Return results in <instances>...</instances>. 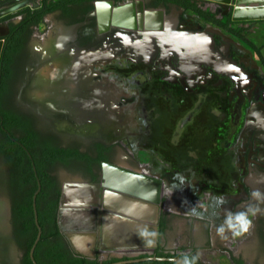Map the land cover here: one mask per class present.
Segmentation results:
<instances>
[{"label": "flooded vegetation", "instance_id": "flooded-vegetation-1", "mask_svg": "<svg viewBox=\"0 0 264 264\" xmlns=\"http://www.w3.org/2000/svg\"><path fill=\"white\" fill-rule=\"evenodd\" d=\"M47 1L50 3L56 0ZM98 1L103 0L64 2L60 8L47 13L37 24H32L35 17L31 13L34 14L35 9L42 7L45 0H41L38 7L28 6L31 12H20L21 9L9 17L0 19V22L8 26L2 37L4 46L0 57V109L9 114L7 118L10 122L7 124L6 116L0 113V242L3 239L9 241L7 244L12 249L10 252L16 244L24 247L20 257L21 264H29L28 256L33 264L34 261L38 264L47 263V252L52 248L69 257L98 258L101 262L113 258L119 261L130 257L157 256L169 259L141 262L178 264L172 259L181 258L184 264H221L208 258L210 252L218 249L214 244V238L218 237L223 241L220 243V247L224 248L221 252L226 254L231 264H264V191L259 185L254 187L252 184V179L258 176V172L264 174V167L254 168L249 175L248 190L254 194L251 200L247 201L241 194L242 196L235 197L231 207H223L224 215H230L232 211L234 216L229 222L225 218L224 224L219 227L222 230L214 235L209 222L201 216L177 213L178 206L180 209L188 207L186 203L180 205V202L174 199L176 189L167 190L172 187H169L165 180L161 181L162 175L154 172V168L139 157H144L142 154L146 149L143 147L136 154L131 147V142L136 143H132L133 145L159 144L166 147L165 154L170 158L174 157L180 161H195L197 158L203 160L210 155V146L220 147L221 138L228 129L225 128L226 124L233 127V130L238 129L237 132L245 129L249 110L254 105H261L264 109V78L258 74V70L264 69V56L261 49L243 31L255 32L260 27L255 24L247 26L245 22L232 20L234 23L231 26L233 29L242 30L241 33L245 37L243 39L211 22L207 26L202 22V18L199 20L201 15L185 10L177 3L155 5V0H144L146 9H170L169 12L164 11L170 16L169 19L172 13L177 11V27L181 33L210 34V31L216 33L220 30L233 35L259 56L260 65L254 60L252 62V59L236 56L229 41H217L212 34L210 35L214 39L217 58H203L193 62L188 56V45L175 50L154 38L150 39L154 37V31L141 34L135 30L108 27L102 17L100 23ZM114 1L119 5L129 0ZM49 15L56 18L59 26L55 34H48L38 44L33 41L34 29ZM226 16L228 15H215L219 20H224ZM154 19L158 22V19ZM78 24L82 25L75 30ZM62 29L63 35L65 34L64 42L48 53L44 40L53 39L55 42ZM166 31L162 35L168 40L174 31ZM112 35L116 36L115 41ZM177 40L175 39L173 44L181 45ZM10 45L12 49L8 51ZM74 52L88 53L91 59L95 58V62L87 64L80 60L70 66ZM115 61L120 64L126 62V70L130 66L142 67L141 72L138 70L140 76L144 74V68L148 67L149 81L146 83L140 80L138 83L143 86L142 92L127 88L126 85L120 84L117 77H113ZM82 65L91 67L95 73L89 77L83 76ZM54 66L58 69L55 74L51 71ZM55 85L60 86L62 90L57 91ZM16 89L17 102L11 104L9 99ZM194 92L205 97L197 106V110H193V99L198 97L192 94ZM216 103L218 106L215 107ZM132 108L133 119L130 116ZM141 108L145 121L138 122L136 117ZM213 109L221 112L223 116H210ZM148 114L149 118L146 117ZM224 114L229 115L230 119L225 118ZM15 118L24 120L25 126L15 123ZM262 122L257 123L264 128ZM136 127H139V131L142 130L143 137H128L130 134H137L134 132ZM178 130L180 132L177 133ZM263 139L261 140L264 143ZM4 146L12 151L11 158L3 153ZM193 150H199V153L192 155ZM262 151L257 155L256 151L251 149L249 157H253V161L257 163L260 155L264 154V150ZM223 155L225 154H217L214 150L210 156L220 162L221 159L224 160ZM114 168L131 172L137 176V181H147V190L143 191L135 184L124 185L125 190L104 186V183H118V180L107 179ZM126 181V177L122 179V183ZM156 181H160L161 194L159 199H152L157 193ZM82 184L93 186L89 193L92 195L91 199L97 203L100 224L99 230L90 234L91 242L88 247L77 244L76 234L62 231L59 226L64 191L72 185ZM97 185L98 188L95 189ZM201 188L203 191L204 188ZM127 189L137 194H131ZM233 190L236 194L239 193L237 189ZM26 191H34V195L38 192V223L42 229L39 242L43 240L36 251L38 242L34 258L31 250L28 254L29 240L20 235L15 214L16 204H23ZM184 191L183 195L188 204L194 197L191 184L189 190L185 186ZM202 191L198 195L201 196ZM170 196L172 199L168 200ZM242 197L244 201L236 203L240 202ZM254 202L258 209L253 219L255 234L245 241L237 242L235 236L241 229L239 221L237 229H233L236 231L233 236H230L231 230L227 231L226 228L230 227V222H234L236 216H241V209L245 208L243 217L248 214L246 209ZM234 203L236 204L233 206ZM56 204L60 233L48 237L54 229L49 221V213ZM250 209L251 207L248 210ZM106 213L147 226L152 232L151 243L132 249L139 250V253L132 255H117L113 252L115 250H107L110 256L103 258L101 248L98 247L102 246ZM40 217L44 225L40 223ZM2 259L0 255V264Z\"/></svg>", "mask_w": 264, "mask_h": 264}, {"label": "rangeland", "instance_id": "rangeland-1", "mask_svg": "<svg viewBox=\"0 0 264 264\" xmlns=\"http://www.w3.org/2000/svg\"><path fill=\"white\" fill-rule=\"evenodd\" d=\"M173 9L176 10L174 7ZM163 10L165 12L170 11V9L168 8L167 10L166 9H163ZM176 13L178 12L176 11ZM2 18L4 19V17ZM2 18L0 19L2 20ZM204 24L209 26L208 22ZM5 26H6V23L0 22V27H5ZM58 26H59V23L53 15L47 16L46 19L37 27V29L36 28L34 29L35 34L33 37V41L40 44L41 41L48 36V34L49 36L55 34L54 32L58 28ZM205 29L206 27L204 28V30ZM213 29L217 30L216 28H213ZM143 32L146 33V31H143ZM209 33L214 35L217 41L219 40H221V42L229 41L231 43V48L235 52L236 56L238 57L243 56L245 58H248L249 60L252 59L251 60L252 62L254 60V62H256L257 65H260L259 56H257L254 53V51H252L247 45H244V43L239 41V39L235 38L233 35L220 31V30H217L216 33L215 31L214 32L210 31ZM243 33L261 49V54L264 56V26L260 27L255 32L254 31L253 32L243 31ZM115 37L116 36L113 37V41L116 40ZM162 38H165V37L163 35L159 36L158 34L156 38L154 39L158 40L161 44H164L167 41V39L165 38V40H163ZM150 39H153V38L151 37ZM52 40L53 39L44 40L46 43L45 48H47L46 45H50L49 42H51ZM125 65H126V62L124 61L122 62V64L115 61L113 63V66H115V69L112 70L113 77L114 78L117 77L120 84L126 85L127 88L133 89L135 91H139V90L141 91L143 89V86L142 85L139 86L138 83L140 80H144L147 83V80L149 79L148 67L144 68V74H141L140 76L138 75L139 74L138 72L142 70V67L137 68L138 66H134V67L130 66L129 69L126 70ZM217 68H220V67H217ZM56 70L58 69L54 66L51 71H53V73L55 74ZM259 73L264 78L263 68L262 70H258V74ZM139 76L141 79L139 78ZM16 91L17 89L15 90L14 94L9 99L11 104H14L15 102H17L18 93ZM192 94L194 96H198L197 98L195 97L193 99V103H194L193 110H197V106H199L200 103H202L205 97H203V95L201 94H196V92ZM216 106H218L217 103L215 104V107ZM262 107L263 106L261 105H254L249 110L248 121H247L246 127L245 129H241L239 132H237L238 129L233 130V127L231 128L230 125L228 126V124H226L225 128L226 129L228 128V129L225 131V133L223 134L221 138L222 143L220 144V147L219 145H215L214 147H211V146L209 147L210 155H213L214 150L217 154H220V152L222 154H225L223 155L224 160L221 159L220 162L214 160L212 156L210 155L208 156V158H204L203 160H200L198 158L195 161L176 160L174 157L170 158L169 155H166L165 154L166 147L162 145L160 146L159 144L147 145V144L141 143L140 145H133L132 143H135V142H131L132 146L130 144L129 145L132 147L133 152L136 154H138L139 150H141L143 147L144 149H146L144 150L145 152H143L144 154H142L144 157H141V156L139 157L144 161V163L149 164L152 168H154L153 170L154 172H157L162 175L161 181L165 180L167 184L170 185L169 187H172V188H167V190H171L174 188L176 189V197L174 199L177 202H180V205H182L183 203H186L188 207L185 206L186 209L185 208L180 209L179 208L180 206H178L177 213L182 212L184 215L185 213H187V214L201 216L203 219H206L209 222V227L212 228V232L214 233V235L219 234L220 233L219 230L221 229V228L219 229V227H220V224H224V219L227 218L229 222L232 220V217L234 216L232 211L230 215H228L227 213L226 215H224L223 207H226V205H228L227 206L228 208L231 207L233 201H235V197L240 196L241 194L245 196L247 201L249 199L251 200V196L252 195L254 196V194L249 193V190H248L250 189L249 175L254 168L257 169V167L259 166L264 167V154L260 155L259 162L257 163L253 161V157H249V153L251 152V149L252 150L254 149L256 151L255 154L257 155L262 153L263 152L262 150H264V143L261 140L264 138V128L258 125L262 121H263L262 124H264V109ZM142 108L138 112V115L136 117V121L138 122L140 120L145 121ZM220 113L221 112L213 109L212 112H210V116L215 117V118L216 117L221 118L223 115L222 113L221 114ZM133 114L134 112L132 108V111L130 113L131 119H133ZM148 116L149 114L146 115L147 118H149ZM224 116L225 118L228 117L230 119L229 115L224 114ZM254 127L255 129L253 130ZM143 130L145 131V129ZM141 131H139V127L138 128L136 127L134 132L135 133L137 132V134L136 135L130 134L128 137L141 138L143 137V134ZM178 132H180V130H178L177 133ZM198 153H199V150L198 152L196 150H193L191 152L192 155L198 154ZM257 155L255 157H257ZM256 175H258L259 177L254 176V179H252L253 180L252 184H254V187H257L259 185L260 188H263V191H264V180H263L264 177H262V175L264 174H260L258 172V174ZM190 184H191V189H192L191 193L194 195V197L187 204L188 201L185 200L183 193L185 192L184 191L185 186L189 190ZM201 187L204 188L203 191ZM233 188L235 190L237 189L239 193L236 194ZM245 190L247 192H245ZM200 191L203 192L201 196L198 195ZM171 197L172 196H170L168 200L169 199L171 200L172 199ZM239 201L240 202L237 201L236 203H242L244 201L243 197L240 198ZM236 203H234L233 206ZM254 205H255V202L249 205L251 207L250 210H248L250 207L246 209L248 214H245L244 218L246 221L249 222L248 230L245 232L240 229V231L237 232V235L235 236L237 242L245 241L246 239L253 237V235L255 234L254 233L255 227L253 225L254 224L253 219L256 214L255 212H257L258 209ZM244 209H241L242 213L240 215H243ZM258 213H260V211ZM238 217L239 216H236L235 221L230 222V227L226 228L227 231H229V229L232 231V232L230 231V236H233V233H236V231H234L233 229L235 228L237 229ZM126 234L127 232L125 233V236L129 238V235H126ZM8 242L9 241H7L6 239L1 240L0 242V255L3 258L2 264H21L20 257H21V254H23L24 252V247L22 248L21 245L16 244L14 246L13 251L10 252V250L12 249L8 246L7 244ZM220 243H223L222 239L215 237L214 244L216 248L218 249L216 250L214 249L212 252H210L208 258L212 260L214 263L219 262L221 264H231V261L226 256V254L223 255V253L221 252L222 250H224V248L220 247L221 246ZM98 248L99 249L101 248L100 250L102 252L100 253L103 258L110 256L107 250H112V251L115 250L113 252L114 254H117V255H126V254L132 255V254L139 253V250H131V249H126V250L118 252L114 248L104 249L102 246ZM241 251H244V250H241ZM98 254H99V250H98ZM134 264H144V263H134Z\"/></svg>", "mask_w": 264, "mask_h": 264}, {"label": "water", "instance_id": "water-1", "mask_svg": "<svg viewBox=\"0 0 264 264\" xmlns=\"http://www.w3.org/2000/svg\"><path fill=\"white\" fill-rule=\"evenodd\" d=\"M214 2H218L221 4L222 8L224 9L225 15H231V18L233 21H248V20H258V19H264V5H260L257 7H251L249 4L252 2H261V1H255V0H211ZM264 3V2H263ZM32 6V7H38L39 6V0H0V18L5 17L7 15H10L12 13H15L25 7ZM97 10L99 12L100 16V23L101 17L102 19L105 20L106 25L108 27H113V28H121L124 30H135L137 32H140L143 34V31H154L152 34H159V36H162V32L165 29V18L164 17V10L163 9H146L145 8V1L144 0H129L125 1L122 4L116 5L114 0H103V1H98L97 2ZM158 19L157 24L152 25V19ZM82 24H78L75 26V30H77ZM2 28V27H1ZM5 32L0 33V57L2 55L3 51V46H4V40L2 39L3 35L8 30V26L6 25L5 27ZM111 167V166H110ZM116 171H120L123 175H125L127 178H131L133 181H136L137 176L135 177L131 172L123 171L122 169L114 168ZM128 178V179H129ZM130 179L124 183L125 185L130 184ZM156 184L159 185L160 187V181H156ZM82 186L88 187V191L90 192V188L93 187L89 184H82V185H77L75 187L76 190L74 193L83 192L81 189ZM104 186L111 187V188H116L119 190H125L124 185L121 186L117 184H109L107 185L104 183ZM98 188V185L95 187V189ZM41 186L39 187L38 192L40 191ZM129 193L131 194H137L134 193V191H131L130 189H127ZM38 192L34 195V210H35V215H36V223L38 224V235L35 240V243L33 247L31 248V255L34 258V251L35 248L41 238L42 235V229L41 226L38 223V212H37V194ZM87 196V193H85ZM66 196V190L63 193L62 196V201H61V206H63L64 198ZM89 204L88 202L84 203ZM81 205V204H80ZM81 207H83L81 205ZM88 210V209H86ZM62 207L59 212V226L62 231L65 232H71L76 234L75 241L79 242L80 237H89L90 234H93V232L99 230L100 224H99V216H98V210L97 208L94 210L93 216H94V221H93V228L90 231H85L84 229H69L66 228L63 223H62ZM78 212L84 211V208L76 210ZM91 237H89L90 239ZM91 242V239H90ZM89 243V242H88ZM103 247V246H102ZM113 249V248H112ZM116 249V248H114ZM169 258H164V257H157V256H152V257H130L128 259L124 260H119L117 262H113L110 264H132V263H138L141 261H146V260H168ZM172 260L176 261L178 264H184V261L181 258H173ZM35 264H38L36 261H34Z\"/></svg>", "mask_w": 264, "mask_h": 264}, {"label": "bare ground", "instance_id": "bare-ground-1", "mask_svg": "<svg viewBox=\"0 0 264 264\" xmlns=\"http://www.w3.org/2000/svg\"><path fill=\"white\" fill-rule=\"evenodd\" d=\"M152 22L153 24L154 22L157 23L155 19H152ZM2 32H5V28L0 27V33ZM63 33H64V30L62 29L59 32V35L57 36V38L55 39V42L52 40L51 42H49L50 45H46L47 46L46 51L48 53L49 52L51 53L52 51L56 50L61 45V43L64 42L63 36L65 34L63 35ZM80 60H82V63H87V64H91L95 62V58L91 59L90 54L88 55V53L81 54L80 52H74V55L72 56V60L70 61L69 65L74 66L75 62L78 63ZM82 70L84 71L83 76H86V77H89V75H91L92 73H95V71H93L91 67H88L85 65H82ZM55 88L57 89V91L62 90L60 86L59 87L56 86ZM111 172H112L110 173L111 176L109 174L110 177L107 176V179H110L111 181L118 180L117 184L119 185L121 184V186L122 184L125 185L124 183H122V179L126 177L125 175L120 173V171H116V170H112ZM128 178L126 177L127 180L130 179L131 181L130 184L132 185L135 184V186L137 187L139 185L140 189H143V191L147 190L148 186L145 184L147 181L146 182L141 181V180L137 181L138 179L136 181H133L132 177L129 179ZM139 182L141 183L139 184ZM75 188L77 187L72 185L66 190V196L64 198L62 211H61L62 223L66 228H69V229L79 228V229H84L85 231H90L93 228V224H94L93 223L94 221L93 213H94V210L97 208V203L95 202V200L91 199L92 195L91 193H89L88 187L82 186L81 189L83 190V192L79 191L78 193H74V191L76 190ZM85 193H87V196L85 195ZM160 194H161V188L159 187V185H157L156 196L154 198L152 197H149V198L159 199ZM143 195L146 196L144 193ZM86 202H88L89 204L83 205ZM80 204L83 207H81ZM81 208H84V211L82 212L76 211ZM126 232H127L126 235H129V238L125 236ZM151 233H152L151 230L145 225L135 223V222L129 221L128 219L106 213L105 221H104V228H103L102 246L104 249L116 248L118 252L126 250V249L132 250L136 248H141L151 243L150 241L152 237ZM89 237H80L79 242L83 247L85 245H87V247L89 246L90 239H91V238L89 239Z\"/></svg>", "mask_w": 264, "mask_h": 264}, {"label": "trees", "instance_id": "trees-1", "mask_svg": "<svg viewBox=\"0 0 264 264\" xmlns=\"http://www.w3.org/2000/svg\"><path fill=\"white\" fill-rule=\"evenodd\" d=\"M64 2H71V0H56V1H52L50 3L47 0H45L44 5L42 7L35 9L34 14L31 13V15H33L35 17V19H34L35 21L32 22V24H37L38 22L43 20L44 16L47 13L53 12L54 10L60 8L62 6V3H64ZM169 2L177 3V4L181 5L182 7H184L185 10H191L192 12H195V13L201 15L203 18H205L206 20L210 21L211 23L217 25L218 27L229 30L232 33H234V34L240 36L241 38L245 39L244 35H242V33H241L242 30L233 29V27L231 26L234 22L232 21V18L230 15L226 16L224 18V20H219L215 17L214 14H212L210 12H206L203 9H201L200 7H198V5L196 3H194L192 0H155L154 4L158 5L160 3H169ZM22 11L31 12V8H29V7L24 8L20 12H22ZM10 15H7L6 17H9ZM6 17H4V18H6ZM23 24H26V23H23ZM12 41H9V42L11 43ZM11 49H12V45H10V47L8 48V51ZM1 103L2 102H1V98H0V104ZM3 112H4V110L0 109V113H2L3 115L6 116L5 122L7 124H10V122H8V118H7V116L9 114L7 115ZM12 117H14V116H12ZM15 123H18V125L25 126L24 120H22L20 118H15ZM3 150H4L3 153L8 158H11L13 156L12 151L7 146H4ZM24 180H25V182L27 181L25 178H24ZM25 182H22V183L25 184ZM35 189H36V186L34 188V191H35ZM34 191H31V192L26 191L24 196H23L24 197L23 204H20V205L16 204L17 206L15 209L19 233H20V235H22V237L24 236V238H26L27 241L29 240L28 244H27L28 245L27 246L28 254L30 253L31 248L34 245L35 240H36L37 235H38V232H39L38 226L35 222V211H34V207H33ZM49 221L53 225L54 229L50 232L48 237L50 235H58L60 233V231H59V227L57 224V204L50 210ZM40 223L42 225H44L42 217H40ZM42 240L43 239H41V241L39 242L36 251L38 250L39 246L42 244ZM47 257H48V262L47 263L41 262V264H109L112 261L113 262L118 261L117 258H113L111 260L101 262L98 258L89 259L86 257H83V258L82 257H69V256H66V254L60 253L56 250H53V248L48 250ZM28 260H29V264H33L32 260L30 259L29 256H28ZM140 263H144V264H169L168 262H157V261H147V262H140ZM132 264H134V263H132Z\"/></svg>", "mask_w": 264, "mask_h": 264}, {"label": "crops", "instance_id": "crops-1", "mask_svg": "<svg viewBox=\"0 0 264 264\" xmlns=\"http://www.w3.org/2000/svg\"><path fill=\"white\" fill-rule=\"evenodd\" d=\"M41 0H39L40 2ZM255 1H261V2H252L249 4L251 7H257L260 5H264V0H255ZM154 9V8H150ZM159 10V8H157ZM189 11V10H188ZM191 11V10H190ZM210 12V11H208ZM176 11L172 13L171 19H168V14L164 12V17L165 18V29L163 32H167L166 30L169 29L171 31H174L173 36H169L170 39H168L164 44L168 46H173L172 49L178 50V49H183L182 47L188 45L189 47V53L188 56L192 59L193 62H197L202 60L203 58L207 59H216V53H215V48H214V39L213 36L208 34L207 32H200V33H193V32H187V33H181L178 29V15H175ZM193 13V12H192ZM196 14V13H194ZM199 17V15H197ZM167 18V19H166ZM202 18V19H200ZM199 20H202V22H208L210 21L206 20L202 16L199 17ZM245 22V24L251 25L255 24L259 27L264 26V19H258V20H248V21H242ZM242 25V24H241ZM157 34H154V37L156 38ZM165 37V36H164ZM167 39V37H165ZM178 39V44L181 45H175L173 44L175 39ZM204 44V45H203Z\"/></svg>", "mask_w": 264, "mask_h": 264}, {"label": "built area", "instance_id": "built-area-1", "mask_svg": "<svg viewBox=\"0 0 264 264\" xmlns=\"http://www.w3.org/2000/svg\"><path fill=\"white\" fill-rule=\"evenodd\" d=\"M203 10L210 11L217 17H223L225 15L224 9L221 4L211 0H192ZM248 26V24H246Z\"/></svg>", "mask_w": 264, "mask_h": 264}, {"label": "clouds", "instance_id": "clouds-1", "mask_svg": "<svg viewBox=\"0 0 264 264\" xmlns=\"http://www.w3.org/2000/svg\"><path fill=\"white\" fill-rule=\"evenodd\" d=\"M238 221H239V224L241 226V230L246 232L248 230L249 222L245 220L243 215L238 217Z\"/></svg>", "mask_w": 264, "mask_h": 264}]
</instances>
